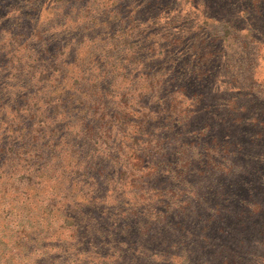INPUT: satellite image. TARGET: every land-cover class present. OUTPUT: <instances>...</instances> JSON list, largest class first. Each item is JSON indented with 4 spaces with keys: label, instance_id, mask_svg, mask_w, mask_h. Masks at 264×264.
I'll list each match as a JSON object with an SVG mask.
<instances>
[{
    "label": "trees",
    "instance_id": "obj_1",
    "mask_svg": "<svg viewBox=\"0 0 264 264\" xmlns=\"http://www.w3.org/2000/svg\"><path fill=\"white\" fill-rule=\"evenodd\" d=\"M185 3L194 13L211 6V0H0V264H94L110 249L102 235L112 232L115 244L114 232L127 230L126 223L139 229L136 237L133 229L125 232L132 250L134 244L148 247L147 255L151 250L155 256L161 249L156 264H201L193 258L197 253L222 252L240 229L236 244L251 231L264 249V206L253 198L252 184H234L233 178L204 188L191 184L190 201L185 190L158 183L162 168L193 183L207 172H235L240 179L263 162L246 158L250 151L262 153L263 124L247 138L230 139L234 126L225 117L197 127L199 142L185 136L205 97L199 86L209 78L207 66L218 55L196 35L191 47L198 68L181 63L188 51L179 50L186 40L180 31L192 24V13L182 12ZM201 14L200 23L224 26L218 40H230L227 20L214 25V17ZM6 87L15 90L9 108ZM74 122L78 134L65 139ZM95 139L103 143L92 152ZM22 154L31 167L40 165L31 181L68 184L61 199L49 200L48 188L34 182L23 184V193L1 184L4 168L21 164ZM89 173L93 178L84 181ZM93 193L107 197L95 208L87 205ZM8 212L23 216L20 224L3 221ZM88 238L104 253L88 256L81 248ZM209 261L231 264L226 257Z\"/></svg>",
    "mask_w": 264,
    "mask_h": 264
},
{
    "label": "rangeland",
    "instance_id": "obj_2",
    "mask_svg": "<svg viewBox=\"0 0 264 264\" xmlns=\"http://www.w3.org/2000/svg\"><path fill=\"white\" fill-rule=\"evenodd\" d=\"M182 12L186 14L192 13V16L188 18L192 24L190 26L188 24L187 30L180 31V35L186 36V40L184 41V45L179 48V50H185V53L188 51L187 55H181V63L185 62V64L188 63L192 65L191 68H198L195 66L198 51L191 47L196 39V35H198V40L205 39L211 42L210 44L214 53L218 54L216 59H213V62L207 66L209 78L199 86V89L205 94V97L204 100H202V104L198 108L194 123L191 125V130L186 132L185 136H187L188 139L192 137V140H195V143L199 142L200 138L197 134H194L198 133L197 127L201 126L203 122H208L212 119L219 121L225 117L229 118L227 123H233L234 126V130L229 133L230 139H238L239 137L247 138V136L254 133L256 128L253 127L257 126V124H263L264 128V0H211V6L209 8H203L201 6L195 13L194 7L185 3L182 6ZM203 12H207L206 16H209V18H215L209 21L214 25V20H219L220 18L227 20V24L230 28L229 41L218 40L221 38V35L225 30L223 25L222 27H217V25L211 26L209 24L206 25L200 23L203 16V14L200 15V13ZM200 25L203 26L202 29ZM210 44H206L203 47L206 48ZM8 81L10 83L11 80ZM14 88L16 89V87ZM4 91L5 97L3 98V104L6 106L5 108H9V106L13 105L15 102V98H12L14 97L15 90L6 87ZM192 91L193 90H190V93ZM232 104L236 107V109H232ZM205 107L209 108V115H205L203 112ZM211 108L212 110H210ZM230 108L232 110H230ZM212 111L214 112V115H211ZM1 118L2 111H0V120ZM238 125H241V127L238 128ZM79 127L80 125H77L75 122L69 123L67 128H65L66 136L64 138H74L78 134ZM178 132H181V130ZM181 137H184L183 134ZM179 140L184 142L182 138ZM95 141V146L92 144L90 147L92 152L94 148H98L103 143L102 140L95 139ZM167 146H169L168 143L164 145V148ZM263 151L260 154H256L255 151L247 153L246 158H248L249 161L257 163L259 160H263V162H259L257 170H247L248 173L245 177H241L240 179L235 172L231 174L229 172H223L222 176H220L219 172L218 174L216 172L212 174L207 172L206 174H201L200 176L196 175L194 178L195 183H192V181L181 182L177 178L174 179L173 173L171 174L169 171L162 168L159 171L158 183L163 184V187L168 186L169 189L177 193L184 192L183 190H185V196L187 198L189 197L188 199L191 201V198H195V194L191 192V184H197L198 186L204 188L210 184H224V182L230 181L233 178V180L235 179L233 182L234 184H252L253 194L255 196L253 198H256V202H261L264 206V185L261 186V184H264ZM83 152V158L90 157V154L86 150L83 149ZM140 155L142 156L143 154L140 153ZM31 160L32 159L27 154L20 155V158H18L17 161H21V164L18 162V164L4 168V173L2 174L4 183L1 184H12L15 187H19V191L23 193L25 190V188H23V184H33L34 182L36 186H46V188H48L49 200L52 198L54 199L55 197L56 200L61 199V197L65 195L68 184H51L45 182L41 185L39 184V179L36 178H34V181H31L30 175L39 174L41 169L40 165L31 167L34 164L27 163V161ZM150 160L151 159H148L149 164ZM167 162L174 164L175 161L169 159ZM91 176L92 175L89 173L88 177L85 178L84 181L88 180ZM92 178L93 177H91V179ZM226 184L230 185V182ZM52 188L58 190L60 189L56 196L52 195L50 192ZM109 188L110 190H114L113 187ZM34 194L35 192L31 191L30 195ZM244 194L245 193L242 192L240 199L246 198ZM106 198H102L101 194L96 195L93 193V195L90 196L87 205H94L92 208H95L98 201ZM22 200L23 199H21V201ZM35 200L45 201L46 199L37 196ZM205 202L201 203V207L206 210L207 216H213L211 207L204 206ZM5 216L6 217L3 221L10 220L13 227L17 222L20 224V218L23 217L21 216L19 218L20 215L18 216L16 213L13 214L10 212H8ZM260 216L263 217L260 224H263L264 207ZM78 218L81 219V217ZM135 221V225L137 226L138 220L136 219ZM126 224L128 226L126 227L127 230L114 232L115 244H111L113 241L111 238L112 232L111 235H108L107 233L102 235L101 240L105 241V243L110 246L109 251H106L105 253L97 242H92L89 238L84 240L81 248L89 252L88 256H98V253L102 252L105 257L109 258H100L98 261L93 260L94 264H156L158 262L159 252L161 250L160 248L154 249V252L156 253L154 254L155 256H153L151 250L149 251V255H147L148 247L143 248L134 244V251L131 249V243L125 238V232L133 229V233L134 231L136 233L134 237H136L138 234L136 231L139 229L134 230L135 228H133L132 223ZM62 226H64V224H62ZM18 227L22 228L21 225H18ZM44 227L42 230L39 229L38 231L47 230V225ZM240 230L232 231V242L227 246H223L224 249H222V252L216 253L213 257H226V260L231 262V264H264L263 245L259 244L260 240L257 239L251 231L248 234L242 235L243 244H241V246L236 244L241 240V238H237L236 241L235 239L233 240V237L237 236L241 232ZM51 247L52 246L49 248ZM216 250L219 251L221 249L218 248ZM53 251L55 254V247ZM148 257H151L153 261L147 262ZM213 257L212 255L197 253L193 258L197 259L198 263L201 261V264L207 261L209 264H218L221 262L217 261L213 263L209 261ZM76 258L78 257L74 253L71 259L75 260ZM87 260L88 259L86 257L85 261ZM64 262L65 259L64 261L58 262V264H64Z\"/></svg>",
    "mask_w": 264,
    "mask_h": 264
}]
</instances>
